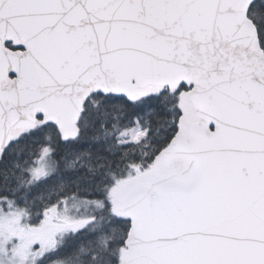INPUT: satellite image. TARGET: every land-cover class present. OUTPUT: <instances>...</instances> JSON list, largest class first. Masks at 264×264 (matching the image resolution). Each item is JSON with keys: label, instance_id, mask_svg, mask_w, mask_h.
<instances>
[{"label": "snow or ice", "instance_id": "6c2138e0", "mask_svg": "<svg viewBox=\"0 0 264 264\" xmlns=\"http://www.w3.org/2000/svg\"><path fill=\"white\" fill-rule=\"evenodd\" d=\"M0 264H264V0H0Z\"/></svg>", "mask_w": 264, "mask_h": 264}]
</instances>
